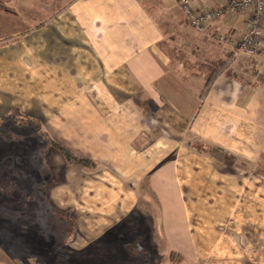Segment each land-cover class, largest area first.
<instances>
[{"label":"crops","instance_id":"obj_1","mask_svg":"<svg viewBox=\"0 0 264 264\" xmlns=\"http://www.w3.org/2000/svg\"><path fill=\"white\" fill-rule=\"evenodd\" d=\"M225 19L198 33L181 0H0V124L28 117L51 139L28 178L47 201L17 217L2 203L0 264L54 258L59 213L71 252L264 264L263 56L216 40L244 29Z\"/></svg>","mask_w":264,"mask_h":264},{"label":"rangeland","instance_id":"obj_2","mask_svg":"<svg viewBox=\"0 0 264 264\" xmlns=\"http://www.w3.org/2000/svg\"><path fill=\"white\" fill-rule=\"evenodd\" d=\"M223 2L225 3L226 0H223ZM239 14L242 15L241 13ZM237 16L238 15H235V17ZM188 25L197 31L189 23ZM240 33L241 32H237V34ZM215 39L218 40L217 36ZM240 54L246 53L240 52ZM246 55L249 56L248 54ZM256 64H258V66L261 64L260 70L262 72L264 69V56L260 58ZM50 143L51 139L44 133V129L41 127L40 123L28 117L21 119L20 117L11 116L8 122L0 124V211L2 203H5L7 209H4L3 213L6 217L24 216L26 210L33 208V203H45L47 201L45 193H43L44 188L42 187L45 183L43 185L38 180L29 181L28 178L30 179V177H32V179H34V172L45 168V161H42L44 160V156H42V154L46 153V149ZM52 144L54 146L53 142ZM55 146H57V148L61 147L59 145ZM43 173L46 174L45 170ZM42 212L47 214L52 213V211L47 210H42ZM53 212L56 213V211ZM46 216H44V218ZM57 216H59V218L55 219ZM52 217V225L50 220L48 223L49 231H52L53 235H55L54 239L57 238L58 248H61L58 252L54 253V258L38 259L27 257L21 262L20 260H16V263L19 261L18 264H192V262L181 263L184 259L178 256V252L172 250L168 253L162 250V248H159L160 246H158V243L156 252L159 254V257H156V253L155 258H146V252L139 251L136 249L135 244L126 242L122 243L121 246L119 245L117 249L120 248L124 251H128V253L140 255L142 257L130 258L131 256H129V258H124L114 255L110 257L107 255L110 253L100 249V243H94L87 250L80 249L74 252L65 250L63 243L67 237L71 235L73 230L71 225L73 221L67 215L62 216L61 213ZM56 220H58V222H56ZM55 222L57 223V227L54 226ZM17 227H19V224ZM53 235L52 237H54ZM62 249L64 250L61 251ZM110 252L113 253V250Z\"/></svg>","mask_w":264,"mask_h":264},{"label":"built area","instance_id":"obj_3","mask_svg":"<svg viewBox=\"0 0 264 264\" xmlns=\"http://www.w3.org/2000/svg\"><path fill=\"white\" fill-rule=\"evenodd\" d=\"M181 7L188 23L200 33H207L219 20H226V17L241 16L245 20L240 34H219L217 39L229 42L235 54L244 52L250 56H264V0H226L217 9L200 8L191 0H181Z\"/></svg>","mask_w":264,"mask_h":264},{"label":"trees","instance_id":"obj_4","mask_svg":"<svg viewBox=\"0 0 264 264\" xmlns=\"http://www.w3.org/2000/svg\"><path fill=\"white\" fill-rule=\"evenodd\" d=\"M228 67V62L227 63H224L222 64L218 70H216L211 76L210 78L208 79L207 81V84L205 86V89H204V92H203V95H205V93L207 92V90L209 89V87L212 85L214 79L220 75L222 73V71ZM60 151L64 152V155L66 156V158H68L69 160H74V161H80L82 163H85L86 161L84 160H80V159H76L69 151L65 150L64 148L62 147H59Z\"/></svg>","mask_w":264,"mask_h":264}]
</instances>
